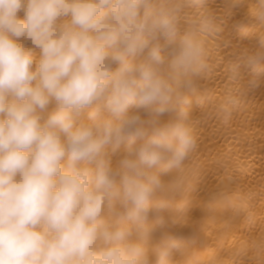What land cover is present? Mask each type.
Returning <instances> with one entry per match:
<instances>
[{"label": "clouds", "instance_id": "1", "mask_svg": "<svg viewBox=\"0 0 264 264\" xmlns=\"http://www.w3.org/2000/svg\"><path fill=\"white\" fill-rule=\"evenodd\" d=\"M214 3L0 0V264H233L193 250L192 97L228 124L259 87L264 0H226L247 6L234 28L256 47L228 60L219 97L201 85L219 60ZM216 207L244 211L226 190Z\"/></svg>", "mask_w": 264, "mask_h": 264}, {"label": "bare ground", "instance_id": "2", "mask_svg": "<svg viewBox=\"0 0 264 264\" xmlns=\"http://www.w3.org/2000/svg\"><path fill=\"white\" fill-rule=\"evenodd\" d=\"M211 7L222 21L223 30L216 39L217 67L210 77L201 79V85L219 97L226 82L224 69L228 60L245 50L254 51L256 42L251 33L244 35L234 28L247 6L230 8L226 0H215ZM250 79V71L242 68L241 87H247ZM192 99L191 116L197 121L199 136L195 162L200 176L191 193L192 210L187 223L201 231L193 250L203 256L230 259L233 264H264V254L252 247L264 236V77L228 124L217 118L211 102L197 103L195 96ZM222 190L243 203L244 211L239 217L223 207L207 211L210 194ZM249 214L253 222L248 221ZM241 249L246 250L241 253Z\"/></svg>", "mask_w": 264, "mask_h": 264}]
</instances>
